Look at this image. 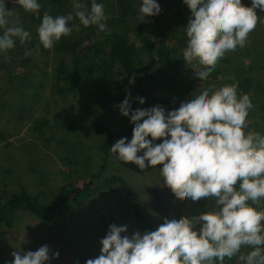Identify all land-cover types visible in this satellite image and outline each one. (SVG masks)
Masks as SVG:
<instances>
[{
	"label": "clouds",
	"instance_id": "1",
	"mask_svg": "<svg viewBox=\"0 0 264 264\" xmlns=\"http://www.w3.org/2000/svg\"><path fill=\"white\" fill-rule=\"evenodd\" d=\"M15 3L25 12L41 8L39 0ZM71 3L73 10L67 15L43 13L36 32L45 49L81 25L108 30L103 3L90 0V7L84 0ZM183 3L191 18L183 28L187 41L182 57L201 81L228 52L247 46L258 21L264 23L256 11L264 12V0H251V6L242 0ZM160 12L157 0H139L140 22ZM29 40L31 33L19 16L0 0V53L13 49L17 41L23 45ZM130 99L129 93L118 107L134 124L132 138L117 140L110 151L141 170H158L175 196L192 201L209 198L215 207L196 217L167 215L155 230L132 235L126 225L112 224L100 240L101 254L86 264H225L226 258L234 257L236 264H264V135L248 129L254 105L248 94L239 91L238 81L196 88L190 99L167 113L161 106L133 111ZM137 100L145 103L142 97ZM49 251L47 245L36 251H14L9 264H47Z\"/></svg>",
	"mask_w": 264,
	"mask_h": 264
},
{
	"label": "rangeland",
	"instance_id": "2",
	"mask_svg": "<svg viewBox=\"0 0 264 264\" xmlns=\"http://www.w3.org/2000/svg\"><path fill=\"white\" fill-rule=\"evenodd\" d=\"M6 1L15 3V0ZM170 45L178 58V68L174 72L176 78L173 82H169L167 77L161 79L154 89L157 98L168 99L169 104L161 106L166 113L190 99L196 88L200 89L205 84L220 87L223 86L222 80L232 78L234 69L227 71L217 64L218 76L213 77L216 72L211 71L209 78L201 81L190 66L183 68L186 62L182 50L186 42L180 44L173 41ZM26 63L29 67L26 84L22 81V67L14 65L15 76L8 77L10 71L0 66V201L19 192L23 186L29 193L39 195L41 203L46 204L65 195V189L73 187L76 180L100 169L101 136L97 134L95 124L100 121L114 131L127 126L129 118L120 113L118 106L121 102L116 95L128 96L130 93L133 98L135 88L134 83H129L131 79L128 76L117 78V84L112 81L108 84L103 78L92 74L100 84L111 86L110 100L92 86L91 81L87 82L91 87L87 89V97L69 94L66 99H61L54 87L57 65L53 58L38 49L31 53V60ZM250 67L254 79L258 81V92L264 93V59L257 66L251 63ZM12 78L14 82L10 84ZM190 80H195V84L190 86L192 93L182 97L175 95L172 86ZM22 103H25L24 111L21 109ZM254 107L255 112L257 108L260 109L257 117L249 122L248 129L264 135L263 106ZM71 122L73 127L69 128ZM40 124H45L46 130H40ZM68 136L72 137L70 142ZM105 173L119 174L133 187L140 201L148 208L155 229L167 215L196 217L215 207L214 201L209 198L192 201L175 196L164 185L158 170L152 167L141 170L133 163L121 162L111 151ZM112 224L126 225L128 235L145 232L135 222L130 199L116 185L91 194L71 206L51 224L19 211L11 228L0 226V264H9L14 251H36L43 245L50 250L47 264H86L88 259L101 254L100 240L106 236ZM57 252L58 258H53Z\"/></svg>",
	"mask_w": 264,
	"mask_h": 264
},
{
	"label": "trees",
	"instance_id": "3",
	"mask_svg": "<svg viewBox=\"0 0 264 264\" xmlns=\"http://www.w3.org/2000/svg\"><path fill=\"white\" fill-rule=\"evenodd\" d=\"M97 2L104 5L108 17L107 31L99 32L95 26L85 28L81 25L79 31H73L70 36L62 37L53 48L45 49L40 44L36 32L43 13L49 11L53 16L67 15L73 10L71 0H39L41 8L37 12H25L19 8L18 4L6 1V8L13 9L14 13L19 16L22 26L31 33V40L23 45L17 41L13 49L0 53V66L10 71L8 77L15 76L13 68L16 66L14 65L22 67V81L26 84L29 70L26 62L31 60L32 52L41 49L51 56L57 65L54 87L61 99H66L69 94L82 96V98L87 97L89 94L87 89L91 88L87 82L91 81L92 86L107 96V100H110L111 86L100 84L98 79L92 77V74H96L108 84L110 81L117 84V78L123 76L134 79L135 92L134 97L130 99L133 111L168 105V99L157 98L154 95V89L161 79L167 77L169 82H173L176 78L174 72L178 68V58L170 42L178 41L184 44L187 41L183 28L187 26L191 18L190 9L183 3V0H157L161 8L159 15L146 17L144 22H140L137 19L139 0H97ZM245 2L247 0H242L245 6H251V2ZM84 3L90 7V0H84ZM256 11L257 15L264 19V12L259 9ZM74 22L78 23V21ZM26 49L29 51L28 55L25 54ZM263 59L264 23L258 21L255 29L248 35L247 46L228 52L218 64L227 71L229 68L234 69L231 73L232 78L229 81L225 78L226 81L222 80L221 85L238 81L239 91L248 94L254 106L262 105L264 109V93L258 92V81L254 79L250 67L251 63L257 66ZM185 65L183 63V68ZM217 70V67L213 70L216 72L213 77L218 76ZM13 78L10 84L14 82ZM194 84L195 80L178 83L172 86V90L178 97L190 95L192 93L190 86ZM116 96L121 103L127 97L120 94ZM139 97L144 99V104L141 105L138 102ZM24 104H21L23 111ZM108 104L111 107L110 101ZM254 109L255 107L249 111L246 121L248 126L249 122L257 117L260 108H257V112ZM45 126V124H40L38 128L46 130ZM68 127H73V122L69 123ZM133 128L134 124L130 122V119L127 126H121L118 131L105 127L100 121L97 122L95 130L101 136L100 169L97 172H89L86 177L76 180L73 187L65 189L67 190L65 195L46 204L41 203L39 195H33L21 186L19 192L0 201V226L11 228L19 211L32 214L42 222L51 224L81 200L116 185L130 199L132 214L138 228L142 231L155 230L153 220L147 212L148 208L140 201L133 187L121 175L105 173L112 144L121 138L131 140ZM71 139L72 137L68 136L69 142ZM225 264H236L235 257L231 260L226 258Z\"/></svg>",
	"mask_w": 264,
	"mask_h": 264
}]
</instances>
